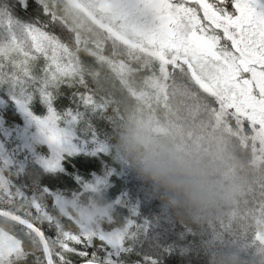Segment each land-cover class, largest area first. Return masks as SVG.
<instances>
[{
  "label": "rangeland",
  "instance_id": "374dc122",
  "mask_svg": "<svg viewBox=\"0 0 264 264\" xmlns=\"http://www.w3.org/2000/svg\"><path fill=\"white\" fill-rule=\"evenodd\" d=\"M29 2L26 10L31 15L28 18H21L17 15L18 11H15V15L10 11H0V45L15 39L26 49L30 39L27 28L39 26L34 22L36 19L31 21L30 18L37 17L66 46L65 51L72 58L70 63L76 77L80 72L78 51L83 49L104 62L110 73L120 77L125 85L134 71L142 68L148 70L141 85L129 84V91L136 99L134 106H137L140 114L145 113L144 118L135 120V140L140 144L146 139L169 133L167 139L174 149L179 153H189L186 170H181L179 166L174 168L168 173L175 175L171 180L176 179L178 185L184 183L196 188L202 195L199 200L204 205L202 210L217 212L221 220L227 216L233 224L241 221L243 216L240 214L244 213L250 220L262 225V229L254 231V235L257 237L264 233V215H260L254 206L252 212L250 209L246 211L237 200L239 194L254 199L259 192L264 197V184L258 186L247 179L238 180L230 169L223 170L212 162L211 167L202 172L201 162L191 155L193 150H203L204 147L224 154L229 142L241 141L240 144L252 149L253 156H264V147L255 143L246 127H237L230 120H217L179 72H161V62L152 43L159 30L163 10L159 0H47L49 9L58 17L55 24L44 14V0ZM22 59L23 56L17 54H12L11 59L0 56V64H3L0 69V194L5 197L15 194L11 192L9 180L4 174L11 167L23 169L28 163H34L43 171L54 172L60 169L66 154L110 151L106 143L89 131L81 136L78 134L79 119L75 114L61 119L53 109L52 100L49 103L42 99L45 90L54 95L64 83L49 82L47 62L42 58L34 59L29 65L31 74L25 75L14 67ZM17 74L18 79L12 78ZM33 99H38L41 106L47 107L44 116L30 111L29 105ZM6 107L14 108L21 119L20 124L12 127L5 124L3 110ZM52 125L60 133L56 141L50 138L48 131ZM130 167L126 171L132 177V190L137 194L146 192L147 184L150 186L160 180L146 171V166ZM90 186V189L101 192L107 186L106 180L96 179ZM53 199L58 211L72 219L80 231L88 227L101 229L99 222L109 215V205L80 206L76 199L59 195H54ZM259 202L264 204V199ZM127 231L126 228L103 232L122 237ZM0 236L15 238L22 248L21 241L11 233L0 229ZM260 245L258 254H262L264 262V241L261 240ZM112 249L119 252L123 246H119L117 240Z\"/></svg>",
  "mask_w": 264,
  "mask_h": 264
},
{
  "label": "trees",
  "instance_id": "16d2710c",
  "mask_svg": "<svg viewBox=\"0 0 264 264\" xmlns=\"http://www.w3.org/2000/svg\"><path fill=\"white\" fill-rule=\"evenodd\" d=\"M29 1L32 0H0V11H10L14 15L18 11L16 14L21 18H28L31 15L26 10ZM30 20H35L40 27L45 26L37 17ZM78 58L79 83H62L52 94L53 109L61 119L75 114L79 119L78 134L81 136L89 131L106 143L110 151L66 154L60 169L54 172L43 171L34 163H28L23 169L9 168L4 174L15 194L6 197L0 194V208L42 228L53 259L57 246L52 238L58 234L57 227L80 232L72 219L58 211L53 198L59 195L76 199L80 206H110L108 217L99 222V227L104 232L128 229L123 250L114 252L111 248L108 252L113 264H264L262 254H258L261 240L254 235L262 225L250 220L246 214L239 213L243 218L234 224L227 216L224 220L218 219L217 212L202 210L204 205L199 203L202 195L196 188L190 184L178 185L176 179L171 180L175 176L172 174L160 178L156 184H147L146 192L137 194L132 190V177L126 169L146 166L145 150L138 147L139 142L133 137L135 120L144 118L145 113L141 115L134 106L136 99L129 91V84L141 85L148 70L134 71L129 77L131 82L125 85L120 77L110 73L104 62L87 53L86 49L78 51ZM88 93L93 95L96 104L84 102L83 97ZM38 101H31L30 111L44 116L47 107ZM3 117L9 127L21 123L14 108L6 107ZM168 134L155 138L172 145L167 139ZM239 142H229L224 154L206 147L203 150L212 153L214 165L223 170L230 169L238 180L247 179L261 186L264 184V156H253L252 149ZM89 164L94 166H87ZM100 178H104L107 185L101 192L86 187ZM259 195L258 192L252 199L239 194L237 200L246 211L252 212L254 206L260 215H264V204L259 202L264 197ZM0 229L17 237L22 244L21 256L8 264H38V259L43 260L41 242L32 231L2 216ZM88 252L96 253L100 259L105 257L100 241L93 242ZM72 264H81L80 258L73 257Z\"/></svg>",
  "mask_w": 264,
  "mask_h": 264
},
{
  "label": "snow or ice",
  "instance_id": "6c2138e0",
  "mask_svg": "<svg viewBox=\"0 0 264 264\" xmlns=\"http://www.w3.org/2000/svg\"><path fill=\"white\" fill-rule=\"evenodd\" d=\"M163 5L159 30L152 43L161 62V72H179L187 85L203 100L217 120H230L237 127H246L255 143L264 147V0H159ZM44 14L56 23L58 17L44 0ZM47 26H29V43L25 49L18 41L0 45V56L11 59L12 54L22 55L17 61L25 75L34 59H44L50 74V83H79L72 70L71 56L66 46ZM3 64H0V69ZM2 78V73H0ZM19 78V74L15 77ZM42 99L51 103L52 93L45 90ZM84 102L96 104L91 93ZM56 141L60 133L55 125L48 129ZM94 166V165H87ZM92 187V186H86ZM23 198V194L21 196ZM51 223V221H48ZM55 226V225H54ZM30 231L44 235L43 229L30 226ZM52 238L57 246L53 254L47 247L38 264H72L79 257L81 264H113L108 255L119 240L123 246L126 236H109L98 228H84L78 233L57 227ZM264 241V233L257 236ZM100 241L105 257L89 254L93 242ZM22 253L15 238L0 236V264Z\"/></svg>",
  "mask_w": 264,
  "mask_h": 264
},
{
  "label": "clouds",
  "instance_id": "9594fccd",
  "mask_svg": "<svg viewBox=\"0 0 264 264\" xmlns=\"http://www.w3.org/2000/svg\"><path fill=\"white\" fill-rule=\"evenodd\" d=\"M138 147L145 150L146 171L154 178H163L176 167L186 170L185 162L189 153H179L170 142L163 139L151 138L142 141ZM203 166L201 171L211 167V152L193 150L191 153Z\"/></svg>",
  "mask_w": 264,
  "mask_h": 264
},
{
  "label": "water",
  "instance_id": "95a60500",
  "mask_svg": "<svg viewBox=\"0 0 264 264\" xmlns=\"http://www.w3.org/2000/svg\"><path fill=\"white\" fill-rule=\"evenodd\" d=\"M0 216L7 218V219H10V220H13V221L23 225L27 229H29L30 226H35V229H40L38 226H36L34 223L30 222L29 220H27V219H25L19 215L13 214L9 211L3 210L1 208H0ZM32 232L39 238L41 245H42V248L44 249L45 247H47L48 251L51 252V249H50V246H49V243H48V240H47L45 234L43 236H41L35 230H33ZM44 255H45V252H44ZM89 264H95V262L90 261Z\"/></svg>",
  "mask_w": 264,
  "mask_h": 264
}]
</instances>
